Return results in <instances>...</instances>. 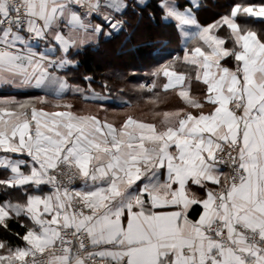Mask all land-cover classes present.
<instances>
[{"label":"snow or ice","instance_id":"obj_1","mask_svg":"<svg viewBox=\"0 0 264 264\" xmlns=\"http://www.w3.org/2000/svg\"><path fill=\"white\" fill-rule=\"evenodd\" d=\"M205 7L0 0V88L26 97L0 99V264H264V0ZM145 12L178 44L132 86L147 119L80 72Z\"/></svg>","mask_w":264,"mask_h":264},{"label":"trees","instance_id":"obj_2","mask_svg":"<svg viewBox=\"0 0 264 264\" xmlns=\"http://www.w3.org/2000/svg\"><path fill=\"white\" fill-rule=\"evenodd\" d=\"M228 2L229 0H216V2L203 0L206 6L213 5L216 14L222 11L220 5ZM136 19L133 18L132 26L124 34L106 42V46L100 54L96 50L88 48L80 58V72L82 73L95 74L97 78L106 75L114 81L127 78L129 84L126 92H130L135 98L137 96L131 91L133 84L139 82L144 74L156 67L158 63H163L164 59L170 58L166 54L171 51L164 53V59H161L160 54L153 53V49L157 44L150 43L153 40L151 38H156L158 34L161 35L162 38L168 39V44L172 46V49L177 44L171 29L163 27L158 21L150 20L147 12L143 17L138 18V22H136ZM128 33H130L129 37L121 45ZM120 45V53H117ZM16 230L21 231L19 228Z\"/></svg>","mask_w":264,"mask_h":264},{"label":"crops","instance_id":"obj_3","mask_svg":"<svg viewBox=\"0 0 264 264\" xmlns=\"http://www.w3.org/2000/svg\"><path fill=\"white\" fill-rule=\"evenodd\" d=\"M213 1L216 2V0H213ZM215 11H216V9L213 7V5L206 6L205 8H203V10L201 12V19L203 21H210L211 19H213L215 17V15H216ZM138 21H139V19L137 18L136 22H138ZM130 32H131V30H130ZM129 35H130V33H128V35L123 39L121 45H123L124 41L127 40ZM114 38H112L110 40H113ZM146 40H148V39H146ZM151 40L152 41H150V43L157 44V46L153 49V53L160 54L161 52L165 53L166 51H171V52L175 53V51L178 50V44H176V46L173 47L174 49H172L171 48L172 46L168 44V39L162 38V36L159 34L156 35V38H151ZM108 41L109 40H106L105 38L102 37L101 42L98 46H93L90 48L93 50H96V52L100 54L104 50V47L106 46V42H108ZM121 45L118 47L117 53H120L119 48L121 47ZM127 93L128 94L124 97V99L129 100L132 107L125 109V111H130L137 116H141V117L147 119L148 117L145 116V113L148 110V104L146 103L147 98L138 99V98H135L132 94H130V92H127ZM9 96H16V98H18V99H25L26 98L23 93H18L14 89L0 88V99H4V98L9 97ZM115 115H117V114L116 113L110 114V118H113Z\"/></svg>","mask_w":264,"mask_h":264},{"label":"rangeland","instance_id":"obj_4","mask_svg":"<svg viewBox=\"0 0 264 264\" xmlns=\"http://www.w3.org/2000/svg\"><path fill=\"white\" fill-rule=\"evenodd\" d=\"M109 58L111 59V57L109 56ZM112 61V60H111Z\"/></svg>","mask_w":264,"mask_h":264}]
</instances>
